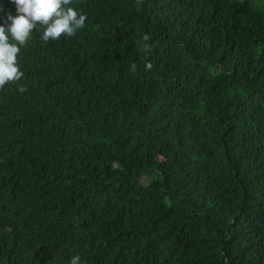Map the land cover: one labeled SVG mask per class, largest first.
<instances>
[{"label": "trees", "instance_id": "1", "mask_svg": "<svg viewBox=\"0 0 264 264\" xmlns=\"http://www.w3.org/2000/svg\"><path fill=\"white\" fill-rule=\"evenodd\" d=\"M72 6L0 88V264H264V0Z\"/></svg>", "mask_w": 264, "mask_h": 264}, {"label": "clouds", "instance_id": "2", "mask_svg": "<svg viewBox=\"0 0 264 264\" xmlns=\"http://www.w3.org/2000/svg\"><path fill=\"white\" fill-rule=\"evenodd\" d=\"M15 13L0 7L4 21L0 22V88L24 77L21 69V49L32 39L34 30L43 28L44 42L70 38L86 27L87 15L73 5V0H9ZM148 37H145L147 40ZM150 67V66H149ZM70 264H81L79 255Z\"/></svg>", "mask_w": 264, "mask_h": 264}, {"label": "rangeland", "instance_id": "3", "mask_svg": "<svg viewBox=\"0 0 264 264\" xmlns=\"http://www.w3.org/2000/svg\"><path fill=\"white\" fill-rule=\"evenodd\" d=\"M144 182H145V184L147 183V181H146V180H145Z\"/></svg>", "mask_w": 264, "mask_h": 264}]
</instances>
